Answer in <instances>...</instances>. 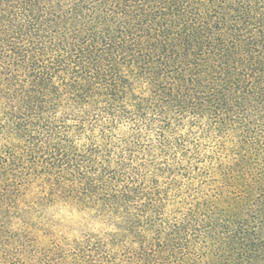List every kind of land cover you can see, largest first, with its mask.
Segmentation results:
<instances>
[{
  "label": "trees",
  "instance_id": "16d2710c",
  "mask_svg": "<svg viewBox=\"0 0 264 264\" xmlns=\"http://www.w3.org/2000/svg\"><path fill=\"white\" fill-rule=\"evenodd\" d=\"M0 264H264V0H0Z\"/></svg>",
  "mask_w": 264,
  "mask_h": 264
}]
</instances>
